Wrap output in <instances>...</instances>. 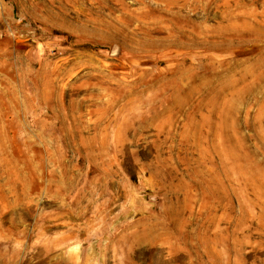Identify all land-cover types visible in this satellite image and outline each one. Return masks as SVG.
<instances>
[{
  "label": "rangeland",
  "instance_id": "374dc122",
  "mask_svg": "<svg viewBox=\"0 0 264 264\" xmlns=\"http://www.w3.org/2000/svg\"><path fill=\"white\" fill-rule=\"evenodd\" d=\"M0 264H264V0H0Z\"/></svg>",
  "mask_w": 264,
  "mask_h": 264
}]
</instances>
